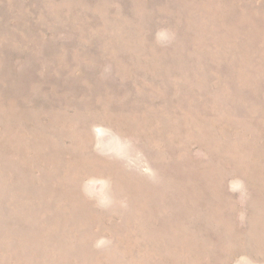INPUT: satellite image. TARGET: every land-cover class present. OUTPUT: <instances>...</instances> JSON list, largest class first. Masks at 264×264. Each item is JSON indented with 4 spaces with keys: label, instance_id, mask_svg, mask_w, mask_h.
Here are the masks:
<instances>
[{
    "label": "rangeland",
    "instance_id": "1",
    "mask_svg": "<svg viewBox=\"0 0 264 264\" xmlns=\"http://www.w3.org/2000/svg\"><path fill=\"white\" fill-rule=\"evenodd\" d=\"M0 264H264V0H0Z\"/></svg>",
    "mask_w": 264,
    "mask_h": 264
}]
</instances>
